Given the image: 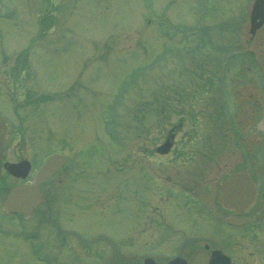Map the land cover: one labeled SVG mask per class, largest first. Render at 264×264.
Returning <instances> with one entry per match:
<instances>
[{
    "label": "rangeland",
    "instance_id": "rangeland-1",
    "mask_svg": "<svg viewBox=\"0 0 264 264\" xmlns=\"http://www.w3.org/2000/svg\"><path fill=\"white\" fill-rule=\"evenodd\" d=\"M251 3L0 0V185L19 182L5 174V161L29 159L33 174L49 152L67 155L29 221L5 215L0 197V262L43 264L32 250L39 245L53 260L44 264H109L118 254L125 263L134 251L165 258L177 251L174 239L193 232L213 240L204 201H195L208 196L215 207L211 180L194 198L175 187L211 176L215 161L227 164L226 127L216 122L225 82L222 94L215 79L214 87L204 80L213 81L217 59L196 49L218 47L224 72L227 47L235 44L236 65L244 47L264 48V26L248 31ZM178 123L173 149L202 151L200 160L152 152ZM166 183L179 198L169 192L161 204Z\"/></svg>",
    "mask_w": 264,
    "mask_h": 264
},
{
    "label": "flooded vegetation",
    "instance_id": "flooded-vegetation-1",
    "mask_svg": "<svg viewBox=\"0 0 264 264\" xmlns=\"http://www.w3.org/2000/svg\"><path fill=\"white\" fill-rule=\"evenodd\" d=\"M226 79L227 164L225 167H219L218 161H215L211 179L218 180L217 178L225 173L243 170L253 180L254 198L242 214L224 210L225 224L217 220L209 205L208 196L195 199L198 203L204 201L203 204L201 203L203 207L201 213L204 215L206 213L216 227L211 231L213 243L210 238L206 239L204 236L209 232H193L183 236L182 242L174 239L173 247L177 248L175 253L165 258L156 257L155 253L151 254L155 261L166 262L171 257L179 256L186 261V264H208L213 250H219L225 257L217 255L213 264H264V48L261 46L258 53L249 48L244 62L237 69L228 68ZM172 153L179 154L180 157L193 153L197 157L199 151L174 150ZM190 183L191 185L186 182L184 185L183 183L178 185H182L185 194L189 192L188 196L192 198L197 193L194 190L203 191L207 184L203 179ZM166 185L170 184L166 183ZM185 201L188 205H192L190 200L187 202L185 199ZM211 212L215 216L214 221ZM219 225L224 226V229H219ZM166 240H169L167 236ZM65 252L57 253L54 257L55 261L59 259L57 256ZM134 253L138 255H135L130 262L123 263L122 254H118L116 260L113 259L109 264H143L139 253L136 251ZM225 260L227 262L224 263Z\"/></svg>",
    "mask_w": 264,
    "mask_h": 264
},
{
    "label": "water",
    "instance_id": "water-1",
    "mask_svg": "<svg viewBox=\"0 0 264 264\" xmlns=\"http://www.w3.org/2000/svg\"><path fill=\"white\" fill-rule=\"evenodd\" d=\"M263 22L264 0H253L250 10V32L254 33ZM172 136L170 135L162 145L157 147V150L160 152L168 151L171 145L170 137L172 138ZM64 161L65 157L59 153L50 155L35 173L34 179L30 183H22L9 188L3 201L2 209L10 212L22 211L25 214H30L32 208L43 201L39 184L54 173ZM3 166L11 175L22 178L27 175L30 169V163L24 159L18 162L5 161ZM219 187L221 189L220 194L217 196L219 204L223 208L237 213L244 212L254 198L255 188L253 181L249 174L243 170L230 173L219 182ZM217 255L224 257L218 251H214L208 260L209 264L214 263ZM144 264L164 263H156L152 258L146 257ZM165 264H185V262L182 258H173Z\"/></svg>",
    "mask_w": 264,
    "mask_h": 264
},
{
    "label": "trees",
    "instance_id": "trees-1",
    "mask_svg": "<svg viewBox=\"0 0 264 264\" xmlns=\"http://www.w3.org/2000/svg\"><path fill=\"white\" fill-rule=\"evenodd\" d=\"M44 24V23H43ZM46 27V26H45ZM44 27H42V29H43ZM3 180V179H2ZM0 189H1V185H0Z\"/></svg>",
    "mask_w": 264,
    "mask_h": 264
}]
</instances>
